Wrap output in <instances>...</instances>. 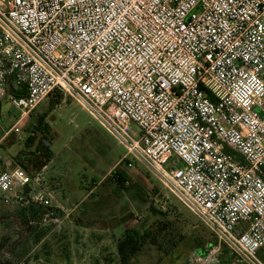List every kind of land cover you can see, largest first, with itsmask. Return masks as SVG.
<instances>
[{
  "label": "built area",
  "instance_id": "built-area-1",
  "mask_svg": "<svg viewBox=\"0 0 264 264\" xmlns=\"http://www.w3.org/2000/svg\"><path fill=\"white\" fill-rule=\"evenodd\" d=\"M53 93L74 100L232 264H264V0H0V103L20 121ZM13 128L0 136V204L41 206L28 225L59 230L40 174L4 163ZM216 252L182 264H216Z\"/></svg>",
  "mask_w": 264,
  "mask_h": 264
},
{
  "label": "rangeland",
  "instance_id": "rangeland-1",
  "mask_svg": "<svg viewBox=\"0 0 264 264\" xmlns=\"http://www.w3.org/2000/svg\"><path fill=\"white\" fill-rule=\"evenodd\" d=\"M51 103L54 106L50 107ZM42 113L46 114L45 123L49 126L45 134L49 144L46 147L53 159L46 169L42 168L45 162L43 152L33 153L43 135L31 133L35 119ZM19 118L20 111L7 99L0 103V136L14 127L3 145L4 163L6 161L12 168V161L23 150V156L17 159L18 167H26L27 173L40 174L44 188L46 182L52 180L57 184L54 190L60 192L63 191L62 177L67 179L68 189L65 191L69 193L68 199L61 197V200L69 210L78 203L67 218L77 226L78 237L66 232L63 237L50 241L46 248L49 250L47 257L53 264L59 261L61 264H119L116 243L125 225L139 232L148 229L157 232V228L164 226L154 243H143L131 264H182L189 254L196 252L190 244L191 238L201 240L205 248L211 242L215 244L216 264H232L228 251L218 246L211 233L169 191L131 159L120 163L124 155L122 147L74 100L55 94L25 119L18 121ZM30 135L32 140L25 146ZM119 159L120 164H116ZM126 162H130L131 167L128 168ZM113 166L125 174L123 185L106 174ZM177 166L181 167V164L177 163ZM4 167L3 163L0 164V170ZM46 191L50 193L49 189ZM51 196L53 206L55 198ZM56 210L57 215L63 217V211ZM1 216L5 218L0 219V261L17 264L19 260L11 255L13 242L29 239L28 247L35 241V236L28 234L29 230L43 228L26 225L15 206H0ZM46 229L54 234L61 231V228ZM39 255L44 257V249ZM28 260L29 257L20 262L27 264Z\"/></svg>",
  "mask_w": 264,
  "mask_h": 264
},
{
  "label": "trees",
  "instance_id": "trees-1",
  "mask_svg": "<svg viewBox=\"0 0 264 264\" xmlns=\"http://www.w3.org/2000/svg\"><path fill=\"white\" fill-rule=\"evenodd\" d=\"M55 94H59V93H53L52 95H50V97L55 95ZM51 106H54V104L51 103L50 107ZM45 115L46 114H44V113L39 115L35 119L34 125L31 129L32 134H34L33 132H38L41 135H43L42 136L43 138H41L39 140L38 146L35 148V151L33 152V153H36L39 151L43 152L45 162L43 163L42 168H44L47 165V163H49L52 159V153L50 152L49 148L46 147V143L48 140L45 138V134L49 131V126H48V124L45 123ZM31 140H32V136L30 135L27 137V139L25 141V146L30 144ZM225 151L227 152V150H225ZM23 152H24L23 150H20L17 153L16 160L12 161V165H14L12 168H14L18 164H20L17 161V159H20L21 156H23ZM31 155H32V152H31ZM120 163H122V162H120ZM21 168L27 173L26 167L22 166ZM27 174L31 177L36 175V174L30 173V172ZM110 176L119 185H123L124 182L126 181L125 174L119 172L117 166L110 172ZM20 210L22 212V216H21L22 221L26 225H28L29 218L34 219V218L39 217L42 214H45L47 212V210L41 206H34V207L32 206V207H29L28 209L20 208ZM163 227L159 228V229L157 228L156 229L157 232H153L150 229L145 230L143 232H139L133 228L125 229L121 238L116 243V253H117L118 260H119V264H131L132 260L139 253L143 243H145L147 241H149L150 243H154L155 238L159 235L158 232L163 231V229H164ZM189 240L191 241L190 244L191 245L193 244L194 250H196L195 253L199 254L200 256H206L208 254L209 250L211 248H213L215 245V244H212V242H211L208 244L207 248H205L204 243L201 240H197L195 238H191Z\"/></svg>",
  "mask_w": 264,
  "mask_h": 264
},
{
  "label": "crops",
  "instance_id": "crops-1",
  "mask_svg": "<svg viewBox=\"0 0 264 264\" xmlns=\"http://www.w3.org/2000/svg\"><path fill=\"white\" fill-rule=\"evenodd\" d=\"M52 160L53 159H51V161L48 163V165H46L44 167V169H46L49 166V164L52 162ZM119 162H120V159L116 164H119ZM5 163L7 164L6 161H5ZM114 166L111 167V169L106 174H108V173L110 174V171L113 170ZM62 179L63 180H62L61 184H62L63 191H61V192L58 189L54 190V187L57 184L55 182H53L52 180H48L46 182L47 186L45 185V187H47V189L50 190L51 195H53V197L55 198L54 204H53L54 208L62 209L63 211L65 210L63 212V215H62L63 216V223H62L63 226H61V231L60 232L57 231L58 234H54V233H51L50 231H47L46 228L39 229V230L32 228L31 230H29L28 234L31 236H35V241L32 245L29 244V246L27 247L26 243H27V241H29V239L28 240L23 239V240H21V242H20V240H17V242L16 241L13 242V246L11 249V255L14 259L19 260L18 262L25 260V258L29 257V260H28L29 262H27V264H53L51 262L50 258L47 257L49 255L48 254L49 250H47L46 248H47V245L50 243V241L53 240L54 238L58 239V238L63 237L66 232L74 233L75 238L78 237L79 231L77 229V226H74L72 221L70 219H67L68 217L65 216V213L67 211H70V210L67 206H65V204L61 200V197H62V199L63 198L64 199L66 198V200L68 199L69 193L67 194L65 191L66 189H68V180L67 179L65 180L63 177H62ZM69 191H73V190L71 188H69ZM74 204L77 205L78 203H74ZM73 205H71V206H73ZM0 206H3V205L0 204ZM16 208L19 209V213H20L19 217L22 219V217H21L22 212H21L20 208L19 207H16ZM73 208L71 209L72 210L71 213L73 212ZM4 218H5L4 216L0 217V219H2V220H4ZM11 219H12V217H11ZM0 229H1V226H0ZM125 229H127V225H125L124 230ZM25 240H26V242H25ZM42 249H44V257L39 255L40 251ZM58 264H61V261H59ZM62 264H64V263L62 262Z\"/></svg>",
  "mask_w": 264,
  "mask_h": 264
},
{
  "label": "water",
  "instance_id": "water-1",
  "mask_svg": "<svg viewBox=\"0 0 264 264\" xmlns=\"http://www.w3.org/2000/svg\"><path fill=\"white\" fill-rule=\"evenodd\" d=\"M46 145H49L48 143H46Z\"/></svg>",
  "mask_w": 264,
  "mask_h": 264
}]
</instances>
